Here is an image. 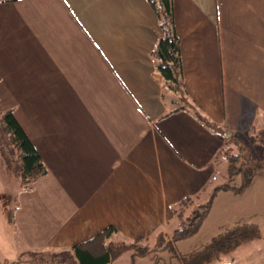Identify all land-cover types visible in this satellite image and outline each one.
Instances as JSON below:
<instances>
[{"label":"crops","instance_id":"crops-1","mask_svg":"<svg viewBox=\"0 0 264 264\" xmlns=\"http://www.w3.org/2000/svg\"><path fill=\"white\" fill-rule=\"evenodd\" d=\"M173 3L184 89L222 132L187 110L172 112L150 55L163 32L147 0H0V35L11 51L0 93L28 95L31 113L19 114L23 98L2 107L48 170L17 197L20 256L70 249L110 226L117 243L170 236L180 201L205 203L220 184L211 178L226 168L220 152L229 139L245 145L264 123V0ZM256 180L264 174L214 202L239 201ZM123 255L129 260L119 263ZM131 262L127 250L110 264Z\"/></svg>","mask_w":264,"mask_h":264},{"label":"trees","instance_id":"trees-1","mask_svg":"<svg viewBox=\"0 0 264 264\" xmlns=\"http://www.w3.org/2000/svg\"><path fill=\"white\" fill-rule=\"evenodd\" d=\"M157 14L162 36L157 41L150 55L155 67L163 81V95L171 98L176 105L172 112L187 110L197 120L212 129L222 132L210 120H207L199 108L190 101L184 89L182 61L180 57V41L175 32L173 0H147ZM171 113V112H170ZM169 114V113H168ZM14 115L12 109L0 112V157L2 164L10 173L18 179L23 189H32L37 180L47 174V169L42 161L37 147L34 146L29 135L26 134ZM254 142L264 147V123L259 128L252 129ZM226 132L223 131V134ZM227 134V133H226ZM230 145H225L220 154L223 155L226 168L222 173V182L216 185L205 203L194 205L190 197L182 199L178 209L174 211L178 219V227L167 233L159 232L155 236L154 246L150 247L148 239L139 238L133 241L120 243L110 241L112 235L118 231L110 226L106 227L95 237L70 249L59 252H31L27 254V261L31 264H110L112 260L122 255L127 250L132 251V262L136 257H146L155 251H169L174 253L177 264H201L211 259L212 251L226 253L237 249L242 240L253 237L251 227L235 225L218 236H213L210 242L199 252L187 256L175 254V243L186 240L199 231L203 222L210 213L212 202L220 191H229L234 194H242L250 186L253 179L264 174L263 167L253 160L250 151L242 142L234 137L230 139ZM249 154L246 156L245 154ZM190 208L186 214L185 209ZM10 215L9 222H12ZM171 255V256H172Z\"/></svg>","mask_w":264,"mask_h":264},{"label":"rangeland","instance_id":"rangeland-1","mask_svg":"<svg viewBox=\"0 0 264 264\" xmlns=\"http://www.w3.org/2000/svg\"><path fill=\"white\" fill-rule=\"evenodd\" d=\"M3 36L0 35V68L3 66L4 57L11 53V51H8L9 49H6L5 43H3ZM4 69V71L16 70L19 72L21 70L16 69L14 65H7ZM6 91L0 93L2 102V105H0L1 114L6 112L4 107H2L4 105L12 104V102L16 103L23 98V105L26 109V104H29L31 101L28 95L24 96L17 92L8 93ZM30 113V110L27 109L19 110V114L23 119L25 116H30ZM250 136L252 141H248L243 146L250 151L253 160L264 169V147L257 143H254L255 145L253 146V132ZM245 155L249 156L247 153ZM223 164L224 160H222ZM222 169L217 175L218 179L216 183L222 182ZM219 175L221 176L220 178ZM23 188L26 187H22L18 183V179L10 173V170L8 171L3 166L0 157V264H31L27 261V256L19 255L23 245L17 236L13 221L9 222L10 215L14 214L18 204V194L26 190ZM237 199L236 201H228L223 197H219L216 202H213L210 210L211 213H209L200 230L193 237L179 241L176 244L175 254L177 256H187L188 254L199 252L206 247L213 236H218L235 225H245L251 227L250 232L253 231L252 238L242 240L238 244L237 249L226 253L212 251L211 259L201 264L264 262V182L262 180H256L251 186V189L249 188L248 192L239 198V201ZM154 245V242L150 243V247ZM171 255L172 253L167 250L161 252L158 250L155 251L154 256H150L147 260H141V258L136 257L134 264H177L174 253ZM124 260H129V256L123 255L119 263H123Z\"/></svg>","mask_w":264,"mask_h":264},{"label":"built area","instance_id":"built-area-1","mask_svg":"<svg viewBox=\"0 0 264 264\" xmlns=\"http://www.w3.org/2000/svg\"><path fill=\"white\" fill-rule=\"evenodd\" d=\"M218 178L216 177V175H213L211 178V182H215Z\"/></svg>","mask_w":264,"mask_h":264},{"label":"water","instance_id":"water-1","mask_svg":"<svg viewBox=\"0 0 264 264\" xmlns=\"http://www.w3.org/2000/svg\"><path fill=\"white\" fill-rule=\"evenodd\" d=\"M228 136H230V134H228Z\"/></svg>","mask_w":264,"mask_h":264}]
</instances>
